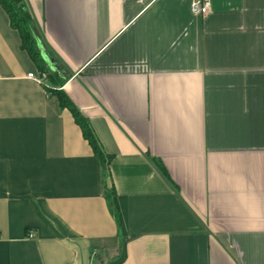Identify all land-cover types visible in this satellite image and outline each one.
<instances>
[{"label":"crops","instance_id":"1","mask_svg":"<svg viewBox=\"0 0 264 264\" xmlns=\"http://www.w3.org/2000/svg\"><path fill=\"white\" fill-rule=\"evenodd\" d=\"M20 1L112 160L0 5V264H264V0Z\"/></svg>","mask_w":264,"mask_h":264},{"label":"trees","instance_id":"2","mask_svg":"<svg viewBox=\"0 0 264 264\" xmlns=\"http://www.w3.org/2000/svg\"><path fill=\"white\" fill-rule=\"evenodd\" d=\"M19 1L20 0H0V5L6 11L12 28L18 32L19 36H21V49L27 51L33 64L36 65L38 70L37 75L41 76L42 74H45L47 78L46 80H49L53 85H56L53 88L46 86V92L57 100L58 105L61 108L68 109L72 113L73 118L80 127L84 138L88 141L91 148H93L95 156L99 159L100 163H102L104 172L109 174L112 156L107 154L102 148L90 120L82 114L68 94L61 89V87L65 84V80L58 78L56 75L48 71L47 65L41 56L40 49H38L36 39L34 35H32V31L29 26L30 15L24 7L20 6ZM158 169L171 183V179L169 175H167L165 168L159 164ZM106 191L107 203L112 214L117 219L118 213L113 202L116 191L113 186L111 188H106Z\"/></svg>","mask_w":264,"mask_h":264},{"label":"built area","instance_id":"3","mask_svg":"<svg viewBox=\"0 0 264 264\" xmlns=\"http://www.w3.org/2000/svg\"><path fill=\"white\" fill-rule=\"evenodd\" d=\"M211 2L209 0H194L191 4V11L195 15H206L209 13ZM28 77L37 81L38 83L46 80V75L42 74L41 76L35 73H29Z\"/></svg>","mask_w":264,"mask_h":264},{"label":"water","instance_id":"4","mask_svg":"<svg viewBox=\"0 0 264 264\" xmlns=\"http://www.w3.org/2000/svg\"><path fill=\"white\" fill-rule=\"evenodd\" d=\"M43 55H44L45 59L49 62V64H51L52 67L55 68L56 65H55L54 61L48 56V54H47L46 52L43 51Z\"/></svg>","mask_w":264,"mask_h":264}]
</instances>
